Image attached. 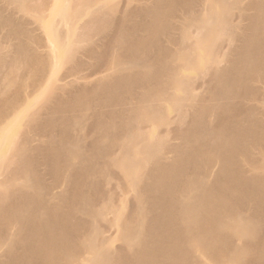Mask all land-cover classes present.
Masks as SVG:
<instances>
[{
  "label": "bare ground",
  "instance_id": "bare-ground-1",
  "mask_svg": "<svg viewBox=\"0 0 264 264\" xmlns=\"http://www.w3.org/2000/svg\"><path fill=\"white\" fill-rule=\"evenodd\" d=\"M52 1L0 0V264H264V0Z\"/></svg>",
  "mask_w": 264,
  "mask_h": 264
},
{
  "label": "rangeland",
  "instance_id": "rangeland-1",
  "mask_svg": "<svg viewBox=\"0 0 264 264\" xmlns=\"http://www.w3.org/2000/svg\"><path fill=\"white\" fill-rule=\"evenodd\" d=\"M54 3H55V0H53L50 4V9L53 8L54 6ZM37 15V14H35ZM31 18V17H29ZM32 19V18H31ZM42 25H39L38 26V29L35 31L37 34L43 36L45 39H47L48 37V31H47V28L45 27V24L50 22L52 20V16L50 14H46L44 17H42ZM58 52L61 54V50ZM58 53V54H59ZM63 65V64H62ZM65 65L63 66H58L60 68H56L55 70H57V72L54 73V76L52 74L53 77H51V74H50V77L53 78H56V77H59L63 71H64V67ZM50 84H48V82L39 90L35 91L31 97L29 98L28 100V103L25 107L21 108L18 113L16 114V117L11 121L10 125H6L2 128V130L0 131V136L2 137L4 135V132L7 130L9 131L8 132V135H7V138L4 140L2 139L1 140V144H0V156H4L8 153L10 147H11V143H12V139H13V135L16 134V132L18 133V129L21 128L22 129V121H24L29 113V107H32L33 105V102H36L37 99H40L42 96H43V93L47 90V88L49 87ZM29 106V107H28ZM9 126V127H8ZM9 128V129H8ZM19 129V131L21 130ZM2 133V134H1ZM12 136V137H11ZM0 137V138H1ZM2 175H0V180L2 179Z\"/></svg>",
  "mask_w": 264,
  "mask_h": 264
}]
</instances>
